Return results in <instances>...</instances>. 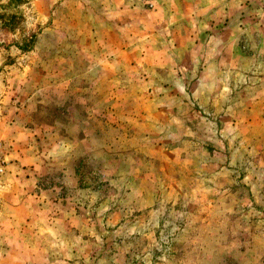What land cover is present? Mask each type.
Returning a JSON list of instances; mask_svg holds the SVG:
<instances>
[{"label": "rangeland", "instance_id": "1", "mask_svg": "<svg viewBox=\"0 0 264 264\" xmlns=\"http://www.w3.org/2000/svg\"><path fill=\"white\" fill-rule=\"evenodd\" d=\"M0 264H264V0H0Z\"/></svg>", "mask_w": 264, "mask_h": 264}]
</instances>
